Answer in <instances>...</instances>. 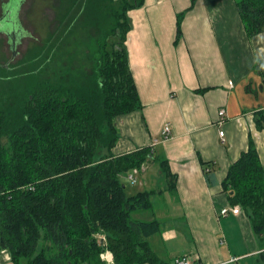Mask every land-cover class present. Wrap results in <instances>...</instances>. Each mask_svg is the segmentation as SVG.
<instances>
[{
	"label": "trees",
	"instance_id": "trees-1",
	"mask_svg": "<svg viewBox=\"0 0 264 264\" xmlns=\"http://www.w3.org/2000/svg\"><path fill=\"white\" fill-rule=\"evenodd\" d=\"M235 2L248 37L263 33L264 0ZM144 3L83 0L77 18L87 14L81 23L86 50L77 77L69 70L53 80L47 71L52 66L54 73L57 52L79 28L69 24L29 60L38 65L31 69L36 79L13 88L17 91L11 96L0 88V253L13 264H110L104 259L107 253L113 264H165L149 242L160 233L161 222L134 218L153 210V196L162 190L128 196L121 176L155 164L168 191L176 190L177 176L151 147L113 152L120 138L115 119L143 107L126 42L128 14ZM196 3L191 0V7L177 16L175 43ZM19 8L12 9L14 18L8 17L17 23ZM36 57L41 58L38 64ZM89 59L90 75L83 68ZM253 70L264 86V60ZM254 121L264 131V109L254 113ZM201 164L206 175L214 172L213 163ZM221 192L231 206L250 213L253 232L264 238V166L252 137L230 165Z\"/></svg>",
	"mask_w": 264,
	"mask_h": 264
},
{
	"label": "crops",
	"instance_id": "crops-1",
	"mask_svg": "<svg viewBox=\"0 0 264 264\" xmlns=\"http://www.w3.org/2000/svg\"><path fill=\"white\" fill-rule=\"evenodd\" d=\"M190 7L191 0H145L129 12L126 48L143 107L115 119L120 138L113 152L151 147L177 176L176 190L168 191L159 166L150 164L137 182L138 192L162 190L153 210L134 218L161 222L149 242L165 264L176 256H197L199 264H264V238L253 232L250 213L221 215L234 207L221 183L250 137L264 166V131L254 121L264 109V86L253 70L264 60V32L248 37L235 0H197L175 43L177 16ZM202 161L213 163L214 172L206 175ZM0 264L13 263L1 252Z\"/></svg>",
	"mask_w": 264,
	"mask_h": 264
},
{
	"label": "rangeland",
	"instance_id": "rangeland-1",
	"mask_svg": "<svg viewBox=\"0 0 264 264\" xmlns=\"http://www.w3.org/2000/svg\"><path fill=\"white\" fill-rule=\"evenodd\" d=\"M82 4L83 0H69V2L68 0H25L17 14L18 26L23 31L21 39H16L17 35L0 33V88L5 90L7 96L15 93L17 90L13 91L12 89H16L22 83L28 81L30 77L37 78V76H31L37 73L31 69L38 65L28 64L29 60L36 56V54L34 55L35 50H41L55 32L57 33L54 36L56 40L58 34L63 32L69 24L73 26L79 24V28L75 34L70 36L61 50L57 52L53 63L56 64L53 66L54 73L52 66L47 71H50L53 80H58V72L65 74L69 70L72 71L73 77H77V71L79 67L82 68L81 62L85 59L84 51L86 50L82 45L83 31H81V28L83 25L81 23L84 18H87V14L84 13L79 19L77 18V15L81 12ZM0 10H2L1 4ZM63 21L64 24H62ZM89 29H91L90 25ZM86 43L89 44V40ZM29 54H31V57L26 60ZM40 59V57H36L33 62L38 64ZM22 61H24L23 64ZM64 61H66L65 64H63ZM84 67L87 69V74L90 75L93 67L92 61L89 59V62H86L85 65L83 64ZM62 69L64 70L62 71ZM40 71L38 72L40 73ZM151 168L149 175L155 177L158 169L155 165ZM121 181L126 187L128 196L139 193L138 190L141 188L139 183L132 185L125 174L121 176ZM175 246L177 244H172L173 248ZM174 252L178 253L180 251L175 250ZM178 257H170L169 261L174 264V259Z\"/></svg>",
	"mask_w": 264,
	"mask_h": 264
},
{
	"label": "built area",
	"instance_id": "built-area-1",
	"mask_svg": "<svg viewBox=\"0 0 264 264\" xmlns=\"http://www.w3.org/2000/svg\"><path fill=\"white\" fill-rule=\"evenodd\" d=\"M219 115L221 117L219 124L222 125L226 112L224 110L219 112ZM171 135V126L169 123H167L162 131V138L163 140H168ZM220 136L224 137V132H220ZM159 141H155V144H158ZM146 169V166H143L140 169H133L131 172L127 174V180L132 184L136 185L138 182V177L141 172H143ZM230 212H232L234 215H239L242 212V209L240 206H235V207H229L225 208L221 211L222 216H227ZM6 258H9L8 255L5 254ZM104 259L110 263L113 264V257L111 254L107 253L104 256ZM174 264H199V258L197 256L193 257H178L174 259Z\"/></svg>",
	"mask_w": 264,
	"mask_h": 264
},
{
	"label": "flooded vegetation",
	"instance_id": "flooded-vegetation-1",
	"mask_svg": "<svg viewBox=\"0 0 264 264\" xmlns=\"http://www.w3.org/2000/svg\"><path fill=\"white\" fill-rule=\"evenodd\" d=\"M0 2L2 8V10H0V33H3L4 35H8L12 32L10 30L18 31L16 39L20 40L21 37L23 36V31L21 30V28H19L18 23L15 20L14 21L9 20L8 17H10V12H11L10 9L12 7H15L16 5L17 7H22L25 0H0ZM5 25L10 26L11 28L9 30L2 29L1 31V28Z\"/></svg>",
	"mask_w": 264,
	"mask_h": 264
},
{
	"label": "water",
	"instance_id": "water-1",
	"mask_svg": "<svg viewBox=\"0 0 264 264\" xmlns=\"http://www.w3.org/2000/svg\"><path fill=\"white\" fill-rule=\"evenodd\" d=\"M13 8H14V7H12V8L10 9V11H11V12H10V17L12 16V17L14 18V14H15V13H12V9H13ZM12 14H13V15H12ZM9 20H10V18H9ZM13 21H14V20H13ZM10 28H11L10 26L5 25V26H3V27L1 28V31H2V29H3V30H9ZM10 31H12V30H10ZM10 31H9V32H10ZM231 194H233V193H231Z\"/></svg>",
	"mask_w": 264,
	"mask_h": 264
}]
</instances>
